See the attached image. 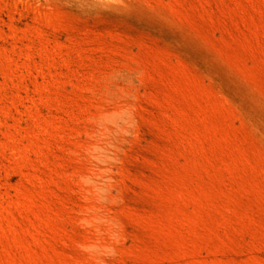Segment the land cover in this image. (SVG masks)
<instances>
[{
    "label": "rangeland",
    "instance_id": "rangeland-1",
    "mask_svg": "<svg viewBox=\"0 0 264 264\" xmlns=\"http://www.w3.org/2000/svg\"><path fill=\"white\" fill-rule=\"evenodd\" d=\"M0 264H264V0H0Z\"/></svg>",
    "mask_w": 264,
    "mask_h": 264
}]
</instances>
